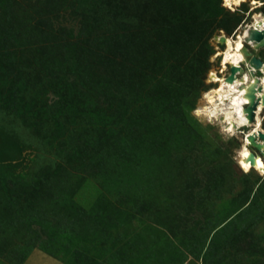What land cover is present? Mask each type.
Returning <instances> with one entry per match:
<instances>
[{
  "label": "rangeland",
  "instance_id": "1",
  "mask_svg": "<svg viewBox=\"0 0 264 264\" xmlns=\"http://www.w3.org/2000/svg\"><path fill=\"white\" fill-rule=\"evenodd\" d=\"M251 1L0 0V264H264L250 127L206 97Z\"/></svg>",
  "mask_w": 264,
  "mask_h": 264
},
{
  "label": "bare ground",
  "instance_id": "2",
  "mask_svg": "<svg viewBox=\"0 0 264 264\" xmlns=\"http://www.w3.org/2000/svg\"><path fill=\"white\" fill-rule=\"evenodd\" d=\"M243 1L245 0H239V3H237L236 0H229V3L225 4L238 6ZM251 2L252 10L264 4L262 0H255V3H253L252 0ZM263 29L264 14L255 12L248 23L244 20L239 25L234 33L235 38L221 35V40L227 44V48L221 52L223 71L227 68L231 69L232 66H241L242 63L249 64L250 67H253L252 64H250V58H248L249 52L245 46V42L250 44L254 49H259L264 46L263 40L256 41L252 38L254 30ZM245 33H247V35H245ZM237 45H240L239 49H237ZM259 70L263 71L260 78H257L254 75L249 77L248 75L243 74L241 70H237L235 72L234 80L228 79L230 72L224 74L222 77L213 72L211 75L215 80L219 81V84L212 91L208 92L206 97L208 102L218 105L221 109L226 110V113L229 115L228 118H226L229 121V125H233L235 122L237 128H243L246 126L250 127V130L246 133L244 143L239 150V164L244 170L245 167L242 166L241 161H243L244 165H247V170L245 171L254 168L264 173V158L253 149V147L258 146L260 150L264 152V140L259 136V132H264L260 117V113L264 110V59ZM258 83L262 85L263 89H257L256 91V95L258 96V106H256L255 109L254 120H249L246 107L252 103V92L257 87ZM213 94L216 97L215 99H213ZM244 121H246V123H244ZM254 135L255 137H253ZM243 151H247L251 155L244 157L241 155ZM257 161L259 162V167H257Z\"/></svg>",
  "mask_w": 264,
  "mask_h": 264
},
{
  "label": "water",
  "instance_id": "3",
  "mask_svg": "<svg viewBox=\"0 0 264 264\" xmlns=\"http://www.w3.org/2000/svg\"><path fill=\"white\" fill-rule=\"evenodd\" d=\"M252 38L256 41H262L264 42V29L263 30H254V32L252 33ZM248 58H250V64H252V66L257 70L258 74H262V70H259L261 65L263 64V60L254 55L252 52L248 53ZM237 70H241V66H232L230 69V75L228 76L229 80H234L235 77V72ZM259 90H262V85H260L258 87ZM256 91L257 89L255 88L252 92V103L246 107V112H248V119L249 120H254L255 118V109L256 106H258L257 100H258V96L256 95ZM257 98V99H256ZM259 136L264 140V132H259ZM255 137V135L253 136ZM255 148H257L258 150H260V148L258 146H256ZM261 151V150H260Z\"/></svg>",
  "mask_w": 264,
  "mask_h": 264
},
{
  "label": "snow or ice",
  "instance_id": "4",
  "mask_svg": "<svg viewBox=\"0 0 264 264\" xmlns=\"http://www.w3.org/2000/svg\"><path fill=\"white\" fill-rule=\"evenodd\" d=\"M236 2L237 3H239V0H236ZM225 3L226 4H228L229 3V0H225ZM253 3H255V0H253ZM229 6H230V4H229ZM245 35H247V33H245ZM239 47H240V45H237V49H239ZM214 75V74H213ZM246 79V78H245ZM244 123H246V121H244ZM228 131H231V129H228ZM251 135V134H250ZM247 139V138H246ZM241 155L242 156H244V157H248V156H250L251 154L249 153V152H247V151H243L242 153H241ZM241 164H242V166H244L245 167V170H247V165H244L243 164V161H241ZM257 167H259V162L257 161Z\"/></svg>",
  "mask_w": 264,
  "mask_h": 264
}]
</instances>
